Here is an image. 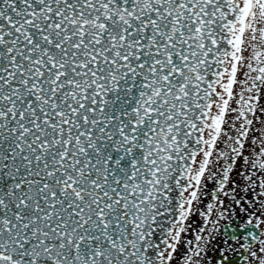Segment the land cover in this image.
<instances>
[{
  "label": "snow or ice",
  "instance_id": "obj_1",
  "mask_svg": "<svg viewBox=\"0 0 264 264\" xmlns=\"http://www.w3.org/2000/svg\"><path fill=\"white\" fill-rule=\"evenodd\" d=\"M236 177L264 215V0H0V264H173Z\"/></svg>",
  "mask_w": 264,
  "mask_h": 264
},
{
  "label": "flooded vegetation",
  "instance_id": "obj_2",
  "mask_svg": "<svg viewBox=\"0 0 264 264\" xmlns=\"http://www.w3.org/2000/svg\"><path fill=\"white\" fill-rule=\"evenodd\" d=\"M236 168L239 169V164L236 165ZM236 179L238 181L237 190L232 194L236 195L239 203L232 201L230 196L224 197L223 194L219 196L222 203L214 200L210 195L215 190L212 182H207L206 187L202 188V202L193 205V215L188 221V231L181 237L173 264H177V258H180V264H182V258L185 255H190V251L186 247L188 240L193 242L191 251H195L197 245L203 248L201 256L194 258L195 264H218V257L222 250L228 251L232 264H245L244 256L247 253L243 245L249 244L253 248L257 246V242L251 239L249 233H256L258 239L264 240V225H261L260 228H253L252 225L247 224L249 219L253 220V224L258 220H264V215L256 211L260 207V204L256 202L259 198L254 193L247 194L243 191V188L247 186V182L243 178L236 177ZM208 203L215 204L210 217L211 224L199 215L200 212H206ZM261 211L264 212V209ZM221 213H223V219H219ZM197 234L202 237L200 241L195 239ZM246 236L248 239H245Z\"/></svg>",
  "mask_w": 264,
  "mask_h": 264
}]
</instances>
